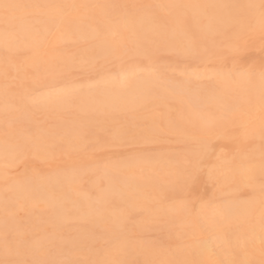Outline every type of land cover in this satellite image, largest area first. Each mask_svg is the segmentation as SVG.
Here are the masks:
<instances>
[{
	"label": "bare ground",
	"instance_id": "obj_1",
	"mask_svg": "<svg viewBox=\"0 0 264 264\" xmlns=\"http://www.w3.org/2000/svg\"><path fill=\"white\" fill-rule=\"evenodd\" d=\"M5 2L89 7L17 9L14 13L16 19L7 32L0 18V60L9 59L10 62L4 61L8 66L10 57L25 51L27 56L29 53L25 64L39 76L36 82L22 84L29 70L21 68L18 72V78L22 77L21 84L17 88L7 86L6 94L3 80L6 73L0 72V259H5L2 223L7 200L8 210L15 216L17 210L25 211L24 216H20L23 222L19 230L25 234L31 247L30 252L26 253L22 248L19 256L9 259L40 258L53 262L69 261L70 264H108L115 259H124L130 264H197L201 260L207 264H228L229 261L260 264L264 259L259 202L260 165L264 154V139L261 138L264 85L260 79L261 71L245 70L248 73L245 78L234 79L228 75L233 71L216 67L211 69L214 71L210 70L211 81L198 85L199 82L195 80L196 84L194 79L188 78L191 74L196 78L197 71L194 70L195 75L193 70L189 74L190 71L182 69L187 74V81L184 80L185 75L180 76L181 80L173 78L170 81L160 72V64L169 63L167 59L170 58L163 57L166 60L160 61V52L174 54L171 58L183 56L184 59L187 56L191 59L189 63L195 59L209 61V56L223 62L227 54L235 56L239 50L242 51L247 35L260 34L258 6L261 0ZM248 5L257 7L250 8ZM77 38L88 40V47L77 50L73 55L63 51L62 42ZM54 43L56 46L52 45ZM111 48L118 49L115 55L108 54ZM145 48L151 50L152 60L156 56L159 58L150 63L142 55ZM16 56L12 59L13 63ZM127 56H134L133 61L123 62L122 59ZM96 58L112 60L114 70L107 72L105 69L96 82L80 85H71L62 75L73 66L84 64L86 67L84 61ZM1 62L0 70L3 69ZM199 74L204 76V72ZM158 78L170 83L161 85ZM48 79L56 80L58 88L46 87L48 90L32 98V91L39 80L48 82ZM168 100H173L177 107L171 116L172 112L167 115L171 106ZM153 103L161 105L162 109L166 107L165 111L160 109L159 114L151 112L152 115H147ZM36 104L49 114L56 112L59 119H55L50 126H34L30 111ZM68 107L74 109L71 116H66L64 120L59 112ZM144 107H149L147 113L145 110L137 111ZM142 118L146 126L140 128ZM135 119L137 121H133ZM195 131L198 134L194 135ZM161 133L178 136L175 139L184 142V152L148 155L139 151L116 160H86L85 150L115 145L130 138L133 142L152 141ZM158 138L161 140L162 137ZM196 138L210 141L214 149L206 157L205 173L192 187L195 198L203 196L201 183L211 173L215 180H208L214 181L217 189L215 187L216 191L206 200H213L217 206L228 202L245 203L239 204L240 211L236 215L226 219L217 217L214 223L211 217L221 209L213 207L205 210L200 222L206 229L190 226L191 235H183L187 237V244L183 245L170 226L175 223L181 227L190 224L172 210L169 176L175 170L177 161L189 151L191 140ZM230 138L238 151L233 155L219 154L222 140ZM246 141L251 142L248 150L244 145ZM26 153L39 161L53 159L52 156L59 154L60 158L63 156L64 163L56 164L57 160L53 159L50 169L33 171L32 167V171H22L20 176L7 177L3 163L12 165ZM74 154L79 161L77 158L74 160ZM83 178L86 181L82 182ZM241 190L246 192V195L242 194L244 197ZM129 215L137 217L136 222L133 220L134 226L130 224L132 226L128 228L130 251L122 256L108 246L97 251L99 242H94V237ZM145 227L149 230L162 228L167 234L162 243L169 244V248H163L161 242L151 245L139 238L137 241L133 234ZM132 235L135 239L131 238ZM213 235L221 237L215 252L198 254V242ZM48 245L53 246L54 254L47 250ZM55 253L61 254L62 258L56 257Z\"/></svg>",
	"mask_w": 264,
	"mask_h": 264
},
{
	"label": "rangeland",
	"instance_id": "obj_2",
	"mask_svg": "<svg viewBox=\"0 0 264 264\" xmlns=\"http://www.w3.org/2000/svg\"><path fill=\"white\" fill-rule=\"evenodd\" d=\"M135 1L136 2L140 1L141 2L143 0H135ZM71 41H72V44L70 43ZM62 43H63L62 44L63 45V47H62L63 51H65L66 53H68L70 55H73L74 53H76L77 50H80V49H83V48L86 49L88 47V40H86V39L83 40L81 38H77L74 41L72 39L71 40H67L66 42H62ZM243 44H244V47L241 48L242 51H240V50L238 51L239 55L237 53L235 54V56H234V54H231V53L227 54L225 56L227 59L225 58V60L223 62H222V60L217 61L216 58H213V57L210 58L211 56H209V61H205L203 59L204 62H202L203 61L202 59H200L201 61H196L197 59H195L194 62L190 61V63H189L188 60H191V59L189 57H187V56H186L187 60H185L186 57L183 59L182 58L183 56H180V58H178L176 56L171 58V56H173L174 54L170 55V53L167 52V51H166L167 53L161 51L160 52L161 56L162 55L163 56H162V58L160 56V61L162 60V62H164L167 58H170V60L167 59V61H170V62L169 63L164 62V64L163 63L160 64V68L162 67L161 68L162 71H160V72H162V75L163 74L166 75V76L163 75L165 78H170V81L173 80V78L174 79L178 78V80H181L180 76L184 77V75H185V79L183 77H182V79H184V80H186L188 78L192 79V80L194 79L193 80L194 82H195V80L197 82H199L198 85L199 84L200 85H202V84L206 85V84L209 83V81H211V78H212L211 75H210V70L213 69V68L216 69V67H219V68L222 67L226 71H228V69H230V71H235L237 67H239L240 69H242L244 71L245 70L246 71L247 70H259V71H261L262 68H264V40L260 39V34L251 33V34L246 36V38L243 41ZM52 45L56 46V43H54ZM123 47H125V46H123ZM224 47L225 46H223V48H222V46H221L222 49H224ZM225 49H226V47H225ZM170 52H171V50H170ZM26 53H25V51H21L18 54L19 57L14 55V56L17 57L16 61H14L15 63H13V60H12V59H14V56L12 58L10 57L11 63H9L8 66L5 64V62H10L9 59H8V61H7V59H4V60L1 59L3 61V64L1 66V67H3V69H1L0 72L4 71V72H2V74L7 73V76H4V79H3L5 84H6V87L8 86L9 88H17L21 84L20 83V81H21L20 79L22 78V77L18 78V74H19L18 72H20V69L21 68H24V70L31 69L25 64L26 59L29 57V53H28V56H27ZM127 57L124 58L125 60L122 59L123 62L129 63V62L133 61L134 56H127ZM163 57L164 58L167 57V58L163 60ZM155 58L157 59V58H159V56L153 57V60H155ZM206 58H208V57H206ZM96 59H98L100 61V63L104 66V68L106 69L107 72H108V70H111V71L114 70V64H113L112 60H110V61H108V60L101 61L100 58H96ZM1 60H0V65L2 63ZM157 61H159V60H157ZM174 63H175V65H174ZM165 64L167 65L168 68L165 67ZM170 65H172L174 67V69ZM6 66H7V68H6ZM87 67H89V65H86V67H85L84 64L82 66L81 65H79V66L76 65V66L71 67L70 70L64 71L62 73V75L65 76V79H66V81L68 83H72L71 85H77V84L80 85L83 82H88V83L96 82V80L100 77V73L98 74V73H94V72H89V71L86 70ZM169 68H171V69H169ZM176 69L177 70L179 69V72ZM182 69L186 70L187 72L190 71L189 74L192 72V70H193V72H194V70H196L197 71L196 78H195L194 74L190 75V76H193L194 78L190 77V76L187 78V76H186L187 74H184V71ZM211 71H214V70H211ZM199 72L200 73L204 72V74H202L204 76H200ZM205 72H207L208 74L206 75ZM10 74L12 76H10ZM195 75H196V73H195ZM198 75H199V77H198ZM37 76L38 75L36 73L32 72V70H29L28 74H26V78L22 79L21 82H22V84L24 82H26V84L27 83H32L34 81L36 82L39 79V76H38V78H37ZM45 76H47V75H45ZM197 77H198V79H197ZM51 80L52 81H50V79H48V82H46V81L45 82H41V80H39V83L37 82L38 86L35 87L34 91H32L34 96L32 95L31 97L32 98L36 97V94H39V92H42L43 90H45L46 87L48 89H50L49 87H53V86L54 87L56 86L54 89L58 88L59 84L56 83V80H54V79H51ZM189 81L192 84H194L193 81H191V80H189ZM57 82H59V80ZM202 82H204V83H202ZM40 83H43V84H40ZM48 89H46V90H48ZM169 102H170V105H171L170 107H172V109L169 106H167V107H169V109H167V110H169V112L167 111L168 113L167 112L166 113L169 116V114L172 112L170 114V116H171L172 114H175L174 112H176L175 109L177 107H175V104H173L174 103L173 100H168V103ZM153 104L158 106V107L153 106ZM153 104H152L153 107L151 106L152 110L149 109L150 112H149V110H147L148 113H147L146 109H148L149 107H146V109L144 107V109L142 108V110L139 109L137 111L141 112V111L145 110V113H147V115H152V113H158L159 114L160 113V109H162L161 105L155 104V103H153ZM36 106H37V104H36ZM36 106H34L32 111H30L31 116L33 117L32 120H31V123L34 126L35 125L36 126H39V125L50 126V124H52L55 119H59V116H58V114L56 112H52V113L49 114L46 111H44L41 107L38 108L39 106H37V107ZM73 109L74 108H72V107H68V108L62 109L61 112H59V114L61 113L60 116L62 115L63 119L66 120V116H67V118L70 117L71 116V112L73 111ZM164 109H166V107H164L162 109V112L165 111ZM156 110H158V111H156ZM153 111H155V112H153ZM141 114H143V113H141ZM140 116H142V115H140ZM133 121H137V119H135ZM140 121H142V123L139 126L140 128L146 126L145 124H143L144 118L140 119ZM161 134L158 135L157 138H154L155 140H152L154 142H152V141H144V142L135 141V142H133V140H131V138L130 139L128 138L129 140L126 139L125 141H122L120 143L116 142L115 145L100 146V147H97V148H94V149L91 148V150L90 149L85 150V153L87 152L86 160H89V161H92V162L93 161H97L98 159H99V161L116 160L117 158H121L123 156H129L130 154H135V153H137L139 151H142V152L145 151L146 152L145 154H148V155H154V154H156L158 152L159 153L160 152L161 153L162 152H164V153L169 152V153H172V154L174 152H175V154H179V152H180V154H182V152H184V150H183L184 147H185V145L183 144L184 142L181 141L180 139H179L180 141L178 139H175L178 136H176L174 133H173V135L170 134V133H161ZM196 134H198V133H196V131H195L194 135H196ZM190 136H192V135H190ZM158 137H162V138H160L161 140H159ZM222 141H223L222 145L220 146V149H218V153L219 154H222V155H233L235 152L238 151V148H236L234 146V144H233L234 140H232L231 138L230 139H226V140H222ZM250 143H251L250 141L249 142L246 141V143H244V145L247 146V150L249 149ZM26 155H27V153L25 155H23L20 160H16V162L18 164H16V162H13V163H15L14 166H13V163H12V165L11 164H7V163H3L4 165L2 164L3 165L2 167H5V169H6L7 177L11 178V176H14V177L20 176L23 172H25L27 170H31L32 171V167H33V171H41V170H43V168L44 169H50L53 166V164H52V162L54 161L53 159L57 160L56 164L61 165V164L64 163V162L62 163V161L64 159V158H62L63 156L60 158L61 155L59 156V154L55 155V156H52V157H54L53 159H45V160H41V161L36 160L32 155L31 156L30 155L26 156ZM119 155H120V157H119ZM57 157H58V159H57ZM76 158H77V161H79V158H78L77 155H75L74 160ZM22 160H27V164H28L27 168H24V166H18ZM7 171H9V172L7 173ZM9 173H11V174H9ZM83 180L86 181L85 178L82 179V182H83ZM203 181L206 182V183L205 182L201 183V188L204 191L201 190V188H200V192L203 193V198L205 200L206 199H210L211 196H212V193H214L216 191L217 185L214 183V181L210 182L206 178ZM215 187H216V189H215ZM7 190L8 189H5V191H7ZM205 191L207 193H204ZM242 191L243 190H241V195L242 194L246 195V192L245 191L242 192ZM205 194H206V196H204ZM192 198H195V196L193 195ZM167 200L169 201V199L166 198V200H165L166 203H168ZM170 202H171V200H170ZM21 210L19 209V210H17L18 212L16 211L17 212L16 213V217L17 218L18 217L20 218V216H24L25 211L22 210V212H21ZM132 217L134 218V216H132ZM19 218H18V220H19ZM20 220H23V217H22V219L20 218ZM135 220L137 221V217L134 218V221ZM134 221L132 223L133 226H134V223L136 222V221L135 222ZM132 225H130V226H132ZM24 226H26V225L24 224ZM170 227H172L171 229L173 230L174 233H176V236L180 237V239L182 240V241L180 240L181 244L186 245L187 244V241H186L187 237L186 236L190 237L189 235H191V233H190V231H191L190 225L185 224L184 227H181L179 225V223H175V224H172V226H170ZM184 228H185V230H184ZM151 229H153V228H151ZM151 229L149 230V227H145L142 231H138V232H136L134 234L133 233H131V234H133L134 236L136 235L135 238H136L137 241H139V239H141V242L146 243V244H151V245L152 244H156L157 242H161V246L163 248H169V244L162 243L163 240H166V235H167V234L165 235L164 230L162 228L157 229V230L155 229L156 231L153 229L156 232L155 233L153 230L151 231ZM69 231L71 232L72 230H69ZM140 232L141 233L144 232V233L141 234ZM133 235H132L131 238H134ZM183 235H186V236H183ZM137 238H139V239H137ZM143 238L146 239V240L143 241ZM134 239H132V240H134ZM96 244L97 243H95V245ZM101 244H103V242H99L96 245V247L98 248V249H96L97 251H100V249H104L105 247H107L104 244L102 246H98V245H101ZM52 247L53 246H50V245L47 246V250L49 252H51V253H53V251H54V248H52ZM49 249H52V250L50 251ZM84 251H86V250H84ZM56 254L57 253H55V255ZM57 255H56V257H61L62 258L61 254H57ZM82 257H83V255L81 256V258ZM84 257H86V256H84Z\"/></svg>",
	"mask_w": 264,
	"mask_h": 264
},
{
	"label": "snow or ice",
	"instance_id": "obj_3",
	"mask_svg": "<svg viewBox=\"0 0 264 264\" xmlns=\"http://www.w3.org/2000/svg\"><path fill=\"white\" fill-rule=\"evenodd\" d=\"M29 7H44V8H76V7H89L88 5H20L5 2L0 0V17L3 19L5 30L12 26L13 21L16 19L14 13L17 9L29 8ZM93 7H104V6H93ZM173 7H183L181 5H174ZM250 8L257 7L256 5H248ZM259 17V32L260 39L264 40V0H261ZM254 31V29H253ZM231 44V39H229ZM102 51L105 49L102 48ZM118 49L111 48L108 50V54L115 55ZM188 54V53H185ZM145 59L152 62V53L149 48H145L142 53ZM85 64L89 65L86 68L89 72L103 73L105 71L104 66L98 59H89L84 61ZM228 75L232 78H245L248 73L241 70L239 67L235 71L229 72ZM7 76V73H6ZM161 85H167L170 82L168 80L158 78ZM260 79L262 85H264V68L260 72ZM7 94V87H6ZM261 138L264 139V108L261 110ZM236 129H233L235 131ZM214 145L210 141L201 140L199 138L193 139L190 144L189 151L177 161L174 168L175 170L170 173L169 184L171 185L172 195L170 197L172 201V210L178 215L183 216L188 220L192 228H200L205 230L206 226L201 223V217L205 214V210L219 207L221 210L218 213H214L211 217L214 223L219 217L220 219H226L228 217L236 215L239 211V204L245 202L240 201L239 203L228 202L224 205L217 206L213 200H205L203 196L193 199L192 187L194 183L205 173V160L206 157L212 154ZM27 160H22L18 166H25ZM261 174H260V206H261V231L264 233V154L261 156ZM209 180H215L211 173H208ZM165 187V185H161ZM9 202L5 201V215L2 223V232L4 240V255L5 259H0V264H70L69 261H58L53 262L46 259H33V260H22V259H9V257L19 256L20 251L23 248L26 253L31 251L29 242L25 239V234L19 230L20 224L23 222L17 220L15 213L8 210ZM134 218L129 215L122 220H119L112 224L110 229L103 230L99 235L94 237V242H103L104 245L111 249H115L118 256L126 255L131 248V240L128 235L129 225L133 223ZM219 235H213L209 239L198 242L197 252L203 254L204 252L214 253L217 241L220 240ZM262 255H264V235L261 237ZM108 264H130L129 261L124 259H115L109 261ZM197 264H207L206 261L201 260ZM228 264H237L236 261H229ZM239 264H248L247 261H241ZM260 264H264V259L261 260Z\"/></svg>",
	"mask_w": 264,
	"mask_h": 264
}]
</instances>
